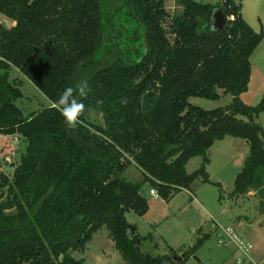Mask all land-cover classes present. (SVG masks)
<instances>
[{"label":"trees","instance_id":"obj_1","mask_svg":"<svg viewBox=\"0 0 264 264\" xmlns=\"http://www.w3.org/2000/svg\"><path fill=\"white\" fill-rule=\"evenodd\" d=\"M166 1L0 0V15L14 23L0 22V135L27 143L12 178L0 170V264H85L75 254L84 255L103 228L124 264H185L192 249L180 261L171 248L143 253L144 238L130 235L127 214L148 213L146 184L166 202L191 193L198 180L220 187L210 180L208 153L228 137L250 150L233 195L255 193L264 214V130L256 122L264 95L255 106L241 99L264 30L244 19L242 0H173L174 14ZM218 8L228 20L216 32ZM13 68L49 107L23 116ZM85 84L87 95L74 93L85 107L73 128L58 100ZM219 91L232 95L229 106L204 110L189 102L217 100ZM91 111L104 125L87 120ZM197 157L200 167L189 174ZM132 165L141 182L123 177Z\"/></svg>","mask_w":264,"mask_h":264},{"label":"rangeland","instance_id":"obj_2","mask_svg":"<svg viewBox=\"0 0 264 264\" xmlns=\"http://www.w3.org/2000/svg\"><path fill=\"white\" fill-rule=\"evenodd\" d=\"M198 1L203 4H212L215 0ZM260 8H262L261 17L264 22V0H261ZM166 9L170 14L177 12L173 0L166 1ZM0 22L7 28L14 25L11 20L1 15ZM165 26H168V24L166 23ZM251 65L253 73V86L251 89L257 95L253 97V93H251L250 97L254 98V102L250 106H255L259 104L264 94V90L261 92L262 87H264V42L252 55ZM10 81L17 85L22 92V97L17 101V106L25 118H29L34 113L51 105L45 95L18 69H11ZM257 97H259L258 100ZM232 99V95L224 94L221 91L217 100L191 98L189 102L204 110H213L229 106ZM87 120L94 125H104L103 115L95 111L87 113ZM256 122L264 130V113L259 115ZM215 146L208 153L211 162L207 167V171L210 180L220 184V187L205 184L198 180L191 186L189 190L191 193L180 192L172 203L160 199L159 196L153 197L150 195L151 187L149 184L145 185V189V186L143 187L142 191L151 198L152 212L146 220L151 222L152 225H146V220L140 218L134 212H130L127 217L136 227H142V233L147 237L146 243L142 244L145 253L152 256L166 255L170 253L168 249V244H170L178 254L182 252L180 248L184 247L186 251L181 255L190 249L194 251L193 257L198 260L191 259L193 258L191 257L188 264H223L227 249L218 242L221 235L211 234L212 236L198 244V236L203 231L200 230L199 233H196V230H194L199 226L198 230L200 225H203L205 229L209 226V232L214 230L213 224L207 222L211 215L219 224L232 228L234 231H239L242 235H239V237L253 245L249 258L244 257V254L238 249L235 255L230 256L232 258L229 259L227 264H237L238 257L243 259V261L241 260L242 264H264V214L259 213L258 198L253 192L244 198L233 195L235 178L244 167L249 156V147L243 140L231 137L221 144L217 143ZM26 149L27 143L22 137L0 135V170L12 178L13 167L20 163L22 156L26 154ZM200 162L201 158L199 157L192 159L187 165V172L191 174L196 171L200 167ZM133 166L127 168L123 177L134 183L141 182L143 179L142 174ZM140 177H142L141 181ZM247 217H250L253 221L246 220ZM143 220H145V223ZM104 231L108 232L107 229L103 228L102 233L99 232L97 237L101 238ZM226 240L228 241V238ZM231 243H228V245ZM194 245H196L195 249H193ZM88 264H94V260L90 258Z\"/></svg>","mask_w":264,"mask_h":264},{"label":"crops","instance_id":"obj_3","mask_svg":"<svg viewBox=\"0 0 264 264\" xmlns=\"http://www.w3.org/2000/svg\"><path fill=\"white\" fill-rule=\"evenodd\" d=\"M250 1L249 0H242V15H243V17H244V19L247 21V23L255 30V31H257V32H259V30L261 31V30H264V22H263V19H262V17H261V12H262V8H260V3H261V0H252L250 3H249ZM213 5H215V4H217V0H215L213 3H212ZM264 42V41H263ZM260 47V46H259ZM258 47V48H259ZM258 48H257V50H258ZM256 50V51H257ZM255 51V52H256ZM252 86H253V73L251 74V82H250V85H249V90H248V92H246V93H244V94H242V96H241V99L243 100V102L244 103H246V104H248V105H253V102H254V98H251L250 97V95H251V93H253V91H252ZM264 90V87H262V89H261V92ZM263 93H264V91H263ZM262 93V94H263ZM220 94H221V91H220ZM257 94L256 93H253V97H255ZM264 95V94H263ZM262 96V95H261ZM259 99V97H257V100ZM229 138V137H228ZM227 138H225L224 140H222V141H219V142H217V143H223L225 140H226ZM217 143H215V145L217 144ZM246 143V142H245ZM213 146L210 150H212L214 147H216V146ZM247 145V144H246ZM209 153H210V151H209ZM211 161V160H210ZM200 164H201V162H200ZM136 170H137V168L135 167V165L133 166ZM126 172V171H125ZM190 174V173H189ZM141 179H142V177H140V181H141ZM236 179V178H235ZM130 181V180H129ZM214 183V182H213ZM146 188V186L144 187V189ZM151 190V189H150ZM151 195V194H150ZM143 196H145V198H147V200H148V202H149V206H150V208H149V211H148V213L146 214V215H144V216H142V217H140V218H142V219H148V217H149V215L151 214V212H152V206H151V198H149V196H147L146 195V193H144V191H143ZM191 196V195H190ZM176 197V196H175ZM174 197V198H175ZM174 198L171 200V201H169L170 203H172L173 202V200H174ZM160 199H161V197H160ZM203 209H204V207L203 206H201ZM205 212V211H204ZM128 214H130V213H128ZM128 214H127V216H128ZM209 218L210 219H208V223H212L213 224V228H214V230H212V231H208V228H209V226H207L208 228L207 229H205L204 228V226L202 225H200V228L197 230V228L199 227H196V229H194V230H196V233H199L200 232V230H202L203 232H202V234L200 235V236H198L199 238V241H198V244L199 243H201V241L202 240H206V239H208V237H210V236H212L211 234H214V235H217L218 236V234H219V236H220V240H221V238H223L224 236H223V233H221L220 231L218 232V230H217V228L216 227H225L226 228V226H223V225H221V224H219L218 223V221L216 220V219H213V217L210 215L209 216ZM127 219H128V217H127ZM145 220H143L144 221V223H145ZM246 220H248V221H250V222H252L253 220L250 218V217H247L246 218ZM129 221V223H130V225H131V230H130V235L131 236H136V235H139V236H141V237H143L144 239L141 241V243H140V247H141V250L143 251V249H142V244L143 243H146V239H147V237L142 233L143 232V229H142V227L140 226L139 228L138 227H136V225L132 222V221H130V220H128ZM146 225H152L151 224V222H148L147 220H146V223H145ZM216 226V227H215ZM216 229V230H215ZM102 230L103 229H101L100 231H98L94 236H93V238H92V240L88 243V245H87V250H86V252H85V254L84 255H81V254H75V256H76V258H79V259H81V258H84L85 257V259H86V263L85 264H88L89 263V261H90V258H92L93 260H94V264H124V262H123V260H122V258H121V256H120V254L115 250V248H114V243H113V241L111 240V239H109V232H103V235L101 236V238H98L97 237V235H98V233L99 232H101L102 233ZM240 231L242 230L241 228L239 229ZM215 231V232H214ZM236 233L238 234V235H240V236H242L240 233H239V231H237L236 230ZM197 239V240H198ZM220 240L218 241L219 242V244H220ZM227 241V240H226ZM229 241V240H228ZM227 241V243L226 244H223V246H225V248L227 249V252L224 254V257L226 258H224L225 260H223V264H227V262L229 261V259L230 258H232V257H230V256H233V255H235L236 254V252L238 251V247H237V245L236 244H234V243H231V244H229L228 245V243H230V241L228 242ZM204 242V241H203ZM221 245V244H220ZM196 245H194L193 246V248L195 247ZM170 248L178 255V256H181V254L183 253V252H185L186 251V249L184 250V247H181L180 249L182 250V252H180V254H178L177 253V251H175V248L174 247H172L170 244H168V249H169V251H170ZM143 253H145L144 251H143ZM145 254H148V253H145ZM169 253H167L166 255H168ZM150 255V254H149ZM250 255H251V253H250ZM250 255L249 256H246V255H244V257H247V258H249L250 257ZM193 257V256H192ZM191 259H195V260H198V259H196L195 257H193V258H191ZM191 259H189L185 264H188V263H190V261H191ZM243 261V259H241V257H238L237 258V260H236V262H237V264H242V261ZM251 260V259H250ZM260 264V263H259Z\"/></svg>","mask_w":264,"mask_h":264},{"label":"clouds","instance_id":"obj_4","mask_svg":"<svg viewBox=\"0 0 264 264\" xmlns=\"http://www.w3.org/2000/svg\"><path fill=\"white\" fill-rule=\"evenodd\" d=\"M89 89L85 84L78 89H73L72 87L66 88L60 95L58 104L63 106V112L66 121L74 128L78 122L79 116L82 114L84 109V104L79 102L75 92L79 93L80 97L87 95Z\"/></svg>","mask_w":264,"mask_h":264},{"label":"built area","instance_id":"obj_5","mask_svg":"<svg viewBox=\"0 0 264 264\" xmlns=\"http://www.w3.org/2000/svg\"><path fill=\"white\" fill-rule=\"evenodd\" d=\"M150 194L153 197H158L159 194L156 190L151 189L150 190ZM216 227V226H215ZM218 231H220L221 233H223V238H221L220 240V244H226V238H228V240L234 244L237 245L238 249L246 256H249L251 251L253 250V245L249 242H247L246 240H244L243 238L239 237V235L236 233V231H234L232 228H225V227H216Z\"/></svg>","mask_w":264,"mask_h":264},{"label":"water","instance_id":"obj_6","mask_svg":"<svg viewBox=\"0 0 264 264\" xmlns=\"http://www.w3.org/2000/svg\"><path fill=\"white\" fill-rule=\"evenodd\" d=\"M227 15L226 12L222 8H218L214 11L213 17H212V28L214 31L218 32L223 30L227 25ZM144 40L145 43L147 42V36L146 33H144ZM147 50V46H146ZM186 257V254H183L181 256H174L173 259L175 261H180Z\"/></svg>","mask_w":264,"mask_h":264}]
</instances>
